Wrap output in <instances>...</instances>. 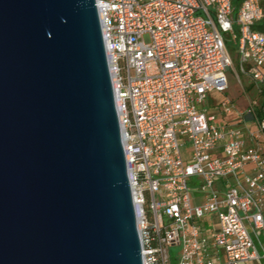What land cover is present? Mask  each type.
<instances>
[{
	"label": "built area",
	"instance_id": "2783aa9c",
	"mask_svg": "<svg viewBox=\"0 0 264 264\" xmlns=\"http://www.w3.org/2000/svg\"><path fill=\"white\" fill-rule=\"evenodd\" d=\"M98 3L144 264H172L175 246L177 264L263 261L262 0L237 12L232 0ZM226 33L238 44L239 72ZM229 69L254 89H242V108L227 95Z\"/></svg>",
	"mask_w": 264,
	"mask_h": 264
},
{
	"label": "water",
	"instance_id": "95a60500",
	"mask_svg": "<svg viewBox=\"0 0 264 264\" xmlns=\"http://www.w3.org/2000/svg\"><path fill=\"white\" fill-rule=\"evenodd\" d=\"M0 264H144L98 0H0Z\"/></svg>",
	"mask_w": 264,
	"mask_h": 264
},
{
	"label": "rangeland",
	"instance_id": "374dc122",
	"mask_svg": "<svg viewBox=\"0 0 264 264\" xmlns=\"http://www.w3.org/2000/svg\"><path fill=\"white\" fill-rule=\"evenodd\" d=\"M226 42H227V47L228 50L230 51L233 59H234V64H235V68L238 70L239 72V66H238V62H239V58H238V44L237 42H235L232 38L231 35L229 33H226ZM228 78H229V89L227 90V95L234 99L238 104L239 107L242 108L245 106V98H244V94L242 89L246 90L249 95H254V89L252 87L251 84H249V79L247 77H245L243 74H240V76H238L236 74V72L234 71V69H229L228 73ZM240 79L242 80V84H240ZM223 97V94H214L213 98L219 102ZM211 106V105H210ZM210 109L215 112L217 110H215V108L210 107ZM221 119H223V115L221 114ZM227 119L236 122L237 121V116H227ZM244 123H236V126L238 128H242L244 133H247L248 129L246 126H244ZM249 126H251L252 128H256V124L253 121H250L248 123ZM214 220L217 221V215L213 216ZM264 240V238H263ZM179 246H175V247H171L170 248V253L172 255V264H177L178 262V253H179Z\"/></svg>",
	"mask_w": 264,
	"mask_h": 264
},
{
	"label": "trees",
	"instance_id": "16d2710c",
	"mask_svg": "<svg viewBox=\"0 0 264 264\" xmlns=\"http://www.w3.org/2000/svg\"><path fill=\"white\" fill-rule=\"evenodd\" d=\"M232 1H233V5H234V8H235V11L237 12V10L239 9V7L241 6V4H242V2L244 0H232ZM262 3L264 5V0H262ZM256 28L259 29V30H264V20L260 24H258L256 26ZM262 101L264 103V90H263V93H262Z\"/></svg>",
	"mask_w": 264,
	"mask_h": 264
},
{
	"label": "crops",
	"instance_id": "0c3cea01",
	"mask_svg": "<svg viewBox=\"0 0 264 264\" xmlns=\"http://www.w3.org/2000/svg\"><path fill=\"white\" fill-rule=\"evenodd\" d=\"M244 264H264V260L261 261V262H258V261H248V262H245Z\"/></svg>",
	"mask_w": 264,
	"mask_h": 264
}]
</instances>
